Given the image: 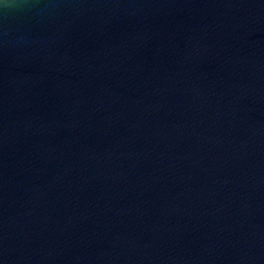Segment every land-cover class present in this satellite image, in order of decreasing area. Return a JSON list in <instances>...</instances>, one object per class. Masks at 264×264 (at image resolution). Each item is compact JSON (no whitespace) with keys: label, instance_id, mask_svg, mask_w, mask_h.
Listing matches in <instances>:
<instances>
[{"label":"water","instance_id":"95a60500","mask_svg":"<svg viewBox=\"0 0 264 264\" xmlns=\"http://www.w3.org/2000/svg\"><path fill=\"white\" fill-rule=\"evenodd\" d=\"M0 264H264V0H5Z\"/></svg>","mask_w":264,"mask_h":264},{"label":"clouds","instance_id":"9594fccd","mask_svg":"<svg viewBox=\"0 0 264 264\" xmlns=\"http://www.w3.org/2000/svg\"><path fill=\"white\" fill-rule=\"evenodd\" d=\"M5 3V0H0V5H3Z\"/></svg>","mask_w":264,"mask_h":264}]
</instances>
